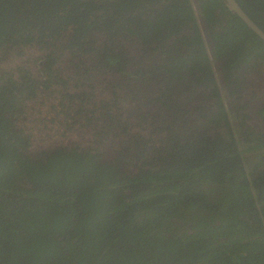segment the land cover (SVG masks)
<instances>
[{
	"label": "trees",
	"instance_id": "1",
	"mask_svg": "<svg viewBox=\"0 0 264 264\" xmlns=\"http://www.w3.org/2000/svg\"><path fill=\"white\" fill-rule=\"evenodd\" d=\"M236 1L264 30V0ZM47 38L44 79L3 68L7 48ZM62 51L92 90L108 77L115 103L85 117L89 137L42 149L17 122L39 91L69 88ZM216 65L239 97L264 71V40L225 0H0V264H264V134L230 123ZM197 90L225 132L176 134ZM137 118L156 126L128 141Z\"/></svg>",
	"mask_w": 264,
	"mask_h": 264
},
{
	"label": "rangeland",
	"instance_id": "2",
	"mask_svg": "<svg viewBox=\"0 0 264 264\" xmlns=\"http://www.w3.org/2000/svg\"><path fill=\"white\" fill-rule=\"evenodd\" d=\"M46 42L48 43L53 41L48 38ZM43 48L47 50L46 47ZM8 50L11 51L10 56L6 55ZM24 50L27 56L22 58L23 55L21 54L24 53ZM46 50L35 47L22 49L12 47L11 49L7 48V50L1 54L2 59L7 57L3 61L2 66L3 68H8V72H11L9 69L13 68V72L11 73L17 74L18 70H15L16 67H18V65L22 66V64H26L25 67H31L34 73L39 74V78L44 79L45 77L42 76L41 72L39 73V67H34L33 61L35 60V62H37L36 60L43 57ZM74 61L75 60L72 61L68 55H64L58 63V68L63 69V72L61 73L62 78L67 80L71 89L54 87L49 91H39L36 99L27 102V107L25 109L26 113L23 118L17 122L20 128L35 135L36 142L42 149L45 147L51 148L54 146L57 147L58 145L61 146L64 142L71 143L79 141V137L82 136V133L86 132L85 123L88 118L85 117L92 116V114H94L93 112L97 109L98 105L101 104L102 100H104V102L109 100V98H107L109 95L107 94L110 92L106 89L108 82L106 81V78L99 77V82H102V84H99L97 88L92 90L87 82L82 84L76 77H73L74 71L68 68V66H72V62ZM89 63L90 61L88 64ZM257 73L260 74L256 75L255 78L260 87L264 88V71H259ZM85 92L93 93L87 97V102L84 107H81L78 102V98L71 95L76 94L77 96L82 97ZM119 106L121 109L123 104L119 103ZM81 109L84 111L82 114L78 113ZM150 125L153 127L156 126V124L153 123V118H137L132 122V125L128 129L129 137L127 140L129 141L138 135L147 136L151 131ZM160 126L163 127L164 125L159 124L156 127L159 128L161 132H159L158 139H154V150H159V146L169 134L168 130H162ZM85 135L89 137L90 133L86 132Z\"/></svg>",
	"mask_w": 264,
	"mask_h": 264
},
{
	"label": "flooded vegetation",
	"instance_id": "3",
	"mask_svg": "<svg viewBox=\"0 0 264 264\" xmlns=\"http://www.w3.org/2000/svg\"><path fill=\"white\" fill-rule=\"evenodd\" d=\"M48 39V38H47ZM47 48V42L44 45ZM47 53V50H46ZM45 53V54H46ZM65 54L68 55L71 59H75V62H78L79 59L77 57H74L71 52H58V54ZM219 64V63H217ZM77 65V63H75ZM220 65H216V69H218V78L220 79L219 82V87L221 89L220 95H221V100L227 105V109L229 112V118H230V123L232 125H236L239 127V121H245V124L248 128L251 129V132L254 133L257 136V133L264 134V114H261V110L264 109V88L260 87L258 81L256 80V75L260 74L257 72H251L246 74L247 76L241 77L242 79L245 80L246 82V89L242 93V96L239 97L236 93H233L234 87H231L229 89L226 88L225 85V71L223 70V67H220ZM72 71H79L81 67H75L72 66L70 68ZM189 80L191 78L189 77L188 81L185 84L186 86H189ZM106 81H109V78L107 77ZM106 83V82H105ZM108 85V82H107ZM234 85V84H233ZM181 86V85H180ZM180 86H177V84H173V89L175 91H179L181 88ZM55 87H62L66 88L64 86H55ZM222 87L225 89L223 90ZM70 88V87H69ZM66 88V89H69ZM52 89V88H51ZM50 89V90H51ZM71 89V88H70ZM202 91H208L206 88L202 87L200 88ZM200 90H197V93L190 94V92L185 93V97L182 102L186 101V111H187V118H184L185 121H187L186 124L180 123L179 128H177L176 134L178 136L181 135H187L190 132V128L192 126V123L196 127L206 125L207 129H203L206 131V133H209L212 131L213 133L216 132V130H223L225 132L224 125L225 123H220V122H215L214 120H211V116L213 114V106L215 103H217V98L213 97V94L208 92L205 96L202 95V92ZM48 91V90H47ZM179 94V92H176ZM109 95V94H107ZM202 95V96H200ZM77 96V95H76ZM76 98V97H75ZM107 98L109 100L112 99L111 95H109ZM108 100V101H109ZM111 104L115 103L114 100L112 99ZM206 113L207 117L203 118V113ZM240 118H238V116ZM128 116V114H127ZM195 118V119H192ZM171 124V122L169 121ZM190 125V127H189ZM221 125V126H219ZM186 127H189L187 130ZM245 127V126H244ZM173 128V127H172ZM175 133V132H174ZM241 134V132H239ZM170 134V133H169ZM139 137L141 135H138ZM167 142V141H166ZM173 141H170L172 143ZM254 153V152H252Z\"/></svg>",
	"mask_w": 264,
	"mask_h": 264
},
{
	"label": "water",
	"instance_id": "4",
	"mask_svg": "<svg viewBox=\"0 0 264 264\" xmlns=\"http://www.w3.org/2000/svg\"><path fill=\"white\" fill-rule=\"evenodd\" d=\"M229 8L239 15L242 20L257 34L264 40V30L260 28L251 17L244 11V9L239 5L236 0H225Z\"/></svg>",
	"mask_w": 264,
	"mask_h": 264
},
{
	"label": "clouds",
	"instance_id": "5",
	"mask_svg": "<svg viewBox=\"0 0 264 264\" xmlns=\"http://www.w3.org/2000/svg\"><path fill=\"white\" fill-rule=\"evenodd\" d=\"M43 47H45V46H43ZM40 48H42V47H40ZM43 49V48H42ZM43 50H46V49H43ZM48 51V50H47Z\"/></svg>",
	"mask_w": 264,
	"mask_h": 264
},
{
	"label": "bare ground",
	"instance_id": "6",
	"mask_svg": "<svg viewBox=\"0 0 264 264\" xmlns=\"http://www.w3.org/2000/svg\"><path fill=\"white\" fill-rule=\"evenodd\" d=\"M37 150V149H36Z\"/></svg>",
	"mask_w": 264,
	"mask_h": 264
}]
</instances>
